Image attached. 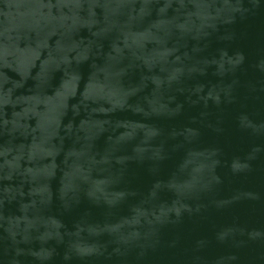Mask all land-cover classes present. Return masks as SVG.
Listing matches in <instances>:
<instances>
[{
	"label": "water",
	"instance_id": "1",
	"mask_svg": "<svg viewBox=\"0 0 264 264\" xmlns=\"http://www.w3.org/2000/svg\"><path fill=\"white\" fill-rule=\"evenodd\" d=\"M0 264H264V0H0Z\"/></svg>",
	"mask_w": 264,
	"mask_h": 264
}]
</instances>
